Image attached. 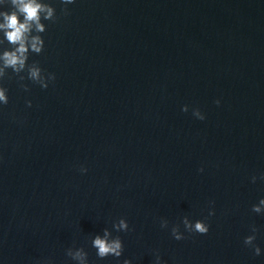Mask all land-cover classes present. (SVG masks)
I'll return each instance as SVG.
<instances>
[{"label": "water", "instance_id": "obj_1", "mask_svg": "<svg viewBox=\"0 0 264 264\" xmlns=\"http://www.w3.org/2000/svg\"><path fill=\"white\" fill-rule=\"evenodd\" d=\"M54 6L29 62L55 80H25L28 92L4 81L3 264H73V246L89 264H117L97 259L90 239L121 217L131 229L113 233L121 261L153 264L158 250L166 264H264L243 244L255 225L264 249V215L251 211L264 197V0H76L67 15ZM184 216L206 218L209 233L174 240Z\"/></svg>", "mask_w": 264, "mask_h": 264}, {"label": "clouds", "instance_id": "obj_2", "mask_svg": "<svg viewBox=\"0 0 264 264\" xmlns=\"http://www.w3.org/2000/svg\"><path fill=\"white\" fill-rule=\"evenodd\" d=\"M55 3L59 4L62 14L67 15L68 7L75 4L76 0H55ZM57 19L54 0H0V108L9 102V90L4 84L6 79L15 76L19 87L25 92L29 91L28 85L23 83L25 80L38 85L41 89H47L49 83L55 80L54 73L45 72L37 62H29V60L31 55H39L44 50L45 40L42 34L47 30L46 22H55ZM215 103L219 105L220 100H216ZM26 105L31 107V101L26 100ZM181 111L187 113L189 106H181ZM191 114L198 120L205 119V115L197 108H193ZM79 171L85 174L88 169L81 166ZM199 171L203 172V168ZM259 179L264 181V174H261ZM256 180V176L251 177L252 183ZM251 211L257 215H264V197L259 198L251 206ZM214 214L212 207H209L208 216ZM160 228L168 229L169 222L162 218ZM209 230L210 224L206 218L191 220L184 216L180 223L171 226L170 235L174 240L181 241L185 239V233L204 236ZM129 231L131 229L128 221L121 217L112 222L111 230L105 227L102 233L93 235L90 246L95 250L97 259L112 257L117 264H133L128 258L120 260L124 252V243L120 235L113 234ZM249 232L250 234L243 238V244L254 256H261L264 254V249L255 243L257 227L250 225ZM65 255L73 264H89L88 253L82 247H69ZM153 257V264H166L158 250L153 251ZM0 264H3L2 259Z\"/></svg>", "mask_w": 264, "mask_h": 264}]
</instances>
